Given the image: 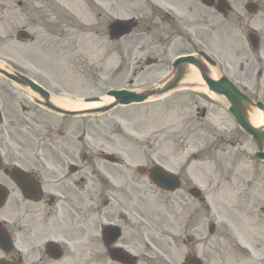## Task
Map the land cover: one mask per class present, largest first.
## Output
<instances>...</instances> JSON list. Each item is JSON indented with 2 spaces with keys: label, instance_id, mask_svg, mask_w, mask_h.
I'll use <instances>...</instances> for the list:
<instances>
[{
  "label": "rangeland",
  "instance_id": "374dc122",
  "mask_svg": "<svg viewBox=\"0 0 264 264\" xmlns=\"http://www.w3.org/2000/svg\"><path fill=\"white\" fill-rule=\"evenodd\" d=\"M94 1L0 0V63L25 68L52 93L62 91L79 98L105 94L111 88L143 89L155 75L142 76L129 65L125 54L127 37L113 42L112 57L106 45L97 47L100 39L90 33L78 39L72 36L64 46L48 47L44 33L50 21L79 15L83 22H94V9L101 12ZM149 1L113 0L108 7L104 4L103 16L107 11H112L114 18L141 12L148 18ZM145 22L149 24L147 19ZM243 27L246 32L251 26ZM21 28L34 40H18L16 32ZM245 32L242 51L251 59ZM152 37L146 35V45L155 43ZM171 40L187 48L185 37H171L164 45L171 57L181 52V48L169 44ZM76 43L81 50H77ZM261 56L264 59L263 50ZM249 67L262 66L250 63ZM262 85L260 91L264 92V82ZM253 91L247 88V92ZM191 98L190 90L183 89L144 103L81 117L85 129H104L107 135L113 134L100 137L99 146L117 156L122 166L131 167V174L135 165L161 162L179 172L181 188L166 197L144 180L142 197L133 198L126 187L129 175L115 170L122 167L114 168L98 158L101 164L95 163V170L100 177L103 174L110 178V188L119 193L117 198L111 203L84 200L74 213L69 209L75 200L59 203L56 208L39 204L41 215L27 218L16 237L23 263L108 264L97 233L100 223L115 221L123 230L121 244L139 255V264H177L188 253L197 254L204 264H264V162L254 158L253 143L219 101L214 100L205 118H196V104ZM102 165L113 172L111 177L103 172ZM138 175L135 180L143 181ZM193 186L201 190L209 212L187 194ZM9 214L10 206L0 212V217ZM209 223L216 226L212 235L207 233ZM55 233V238L67 244L65 257L57 262L48 259L43 250V242ZM188 235L194 237L190 244L185 242Z\"/></svg>",
  "mask_w": 264,
  "mask_h": 264
},
{
  "label": "flooded vegetation",
  "instance_id": "af4514ba",
  "mask_svg": "<svg viewBox=\"0 0 264 264\" xmlns=\"http://www.w3.org/2000/svg\"><path fill=\"white\" fill-rule=\"evenodd\" d=\"M164 2L166 9L154 6V14L158 15L159 21H153L155 16L150 18V23L159 28L154 31L153 36L157 35L160 41L168 33L171 36L183 32L187 34L188 48H182V51H186L183 54L190 55V89L203 85L205 76L214 71L217 78L224 76L240 89L253 88L255 100L264 101V92L260 91L264 82V59L261 56L262 50L264 51V0ZM95 3L101 7V12L94 9V22L83 23L79 15L75 18L62 17L58 22L50 21L45 30L48 47L65 45L71 41L70 37L78 39L84 32L106 39L110 14L106 12L107 16L102 17L103 6L112 5L113 0H96ZM140 18L142 21L146 20V17ZM244 25L251 27L245 32ZM151 31L152 26L143 23L138 32L127 38L125 49L129 65H135V73L148 78L168 71L172 63L167 50L162 49L164 43L152 44L156 50L162 49L160 52H155L152 46L142 44ZM244 32H253L258 37V47L251 49V59L246 58L247 55L242 51ZM212 39L216 41L215 45L211 44ZM106 47L107 53L113 56V41H109ZM76 48L81 50V45L76 43ZM156 54L158 56L151 59L150 55ZM150 60H154V63L148 64ZM250 63L262 67L253 69L249 67ZM193 69L197 72L198 79L193 76ZM21 70L25 71L23 68ZM15 87L11 81H0V189L6 191L7 202L10 200L11 206L10 220L1 222L10 223L9 230L6 229L13 243H17L16 237L22 232L27 218L35 219L43 212L39 209V204L56 208L59 203L75 200L69 209L73 213L81 209L83 200L111 203L119 194L110 188V178L103 174L100 177L95 170V163H100L98 158L107 163L101 155L108 150L99 146V138H107L113 134L107 135L104 129L87 130L82 126L81 118L71 120L65 114L51 111L38 99ZM190 95L194 104L204 102L209 106V109L196 106L195 115H200L202 111L205 114L210 112L213 104L210 99L200 94ZM110 164L114 168L122 167L115 170L129 175L131 180L126 184L127 190L133 198L140 199L144 179L135 180L138 165L134 166V173L131 174V167L122 166L119 160ZM102 167L103 172L111 177L113 172L104 165ZM115 218H119L117 214ZM55 237H58L57 233L52 236L53 239ZM25 238L29 239L28 234ZM17 252L18 250L5 256L13 261L18 258L22 260L23 256H16Z\"/></svg>",
  "mask_w": 264,
  "mask_h": 264
},
{
  "label": "water",
  "instance_id": "95a60500",
  "mask_svg": "<svg viewBox=\"0 0 264 264\" xmlns=\"http://www.w3.org/2000/svg\"><path fill=\"white\" fill-rule=\"evenodd\" d=\"M133 23L131 21L127 20H116L114 21L111 26H110V32L113 37L117 38L121 35H124L128 33L131 28L133 27ZM190 60V57H183L180 58L176 61V63H182V62H188ZM0 72L6 74L8 77L13 78L15 80H18V78L15 75L8 74L2 70ZM24 81H27L28 83L32 84L28 79H25L21 77ZM173 87V83H168L164 85L163 87L160 88H153L150 90H147L145 92H140V93H134V92H129L126 90H111L107 94L111 95L114 97L115 101L108 106L111 107L116 104H130L132 102H142L145 99H147L150 96L157 95V94H162L169 89ZM220 93H224L228 101L230 103V112L234 116L236 122L247 132L249 133L254 141L257 143V147L260 150L259 152L256 153V156L259 159H264V151H262V140H264V132H262L259 128L254 127L248 120L247 115H246V108L247 105L250 104V100L245 96L240 94L239 92L235 93L234 88L231 87H223L221 86L218 90ZM236 94V95H235ZM98 97H93V98H88L87 101H96L98 100ZM256 106L263 110L264 112V105L261 103H257ZM105 108H100V109H95L92 111H100V110H105ZM151 178L155 181L156 184L160 186H168L169 183L171 182L164 173L161 172L160 169H153L151 174ZM175 186L174 188H176ZM173 186L168 189H174ZM190 193L196 197L200 195V192L197 189H192L190 190ZM0 264H9L6 262H0ZM190 264H201L199 260H197L194 257H190Z\"/></svg>",
  "mask_w": 264,
  "mask_h": 264
},
{
  "label": "bare ground",
  "instance_id": "6f19581e",
  "mask_svg": "<svg viewBox=\"0 0 264 264\" xmlns=\"http://www.w3.org/2000/svg\"><path fill=\"white\" fill-rule=\"evenodd\" d=\"M188 72L189 74L185 77L184 82L190 81V67H188ZM212 75H215V74L213 73ZM111 100L112 98L110 97H102L100 102L85 103L79 99H70L66 97H57V96L53 97L54 102H56L57 104L65 108L72 109V110H81V109L101 106L102 104L108 103ZM248 119L251 122V124H253L254 126H262V115L260 111L251 110L250 112H248Z\"/></svg>",
  "mask_w": 264,
  "mask_h": 264
}]
</instances>
